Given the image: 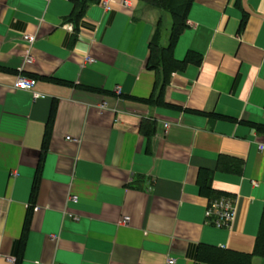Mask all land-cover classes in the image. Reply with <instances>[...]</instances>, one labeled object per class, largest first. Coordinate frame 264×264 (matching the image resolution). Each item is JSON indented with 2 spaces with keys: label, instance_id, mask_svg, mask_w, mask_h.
<instances>
[{
  "label": "crops",
  "instance_id": "crops-1",
  "mask_svg": "<svg viewBox=\"0 0 264 264\" xmlns=\"http://www.w3.org/2000/svg\"><path fill=\"white\" fill-rule=\"evenodd\" d=\"M124 1L76 23L77 0H0V264H221L200 248L255 250L264 0H193L174 55L202 60L168 74L150 40L163 17L167 44L170 15ZM21 74L33 90L14 88ZM216 195L234 200L229 227L206 219Z\"/></svg>",
  "mask_w": 264,
  "mask_h": 264
},
{
  "label": "trees",
  "instance_id": "trees-1",
  "mask_svg": "<svg viewBox=\"0 0 264 264\" xmlns=\"http://www.w3.org/2000/svg\"><path fill=\"white\" fill-rule=\"evenodd\" d=\"M146 5L159 9L171 17V26L168 34V42L163 45V17L159 18L156 30L150 40L151 57L150 63L152 68L162 70V72L170 73L174 69H181L188 65V63L199 64L202 60V55L195 51L190 50L184 59H177L174 55V48L183 31L188 27V15L192 7L193 0H140ZM101 0H77L78 11L74 17L76 23L85 14L86 9L92 3H98ZM168 77H164V82ZM216 195L215 197H218ZM212 249L215 261L221 264H250L253 255H264V216L260 232L258 235L256 247L253 253H237L230 250L215 249L202 246L199 250L198 257L203 258L204 250Z\"/></svg>",
  "mask_w": 264,
  "mask_h": 264
},
{
  "label": "built area",
  "instance_id": "built-area-1",
  "mask_svg": "<svg viewBox=\"0 0 264 264\" xmlns=\"http://www.w3.org/2000/svg\"><path fill=\"white\" fill-rule=\"evenodd\" d=\"M106 8H109L107 2H103ZM124 5L130 6V3L125 0L123 2ZM36 34H27L24 38L31 45L36 40ZM27 62L32 60L31 54L27 55ZM87 61H93V58L88 57ZM37 84V79L33 77H29L26 75H18L14 88L25 89V90H33L35 85ZM36 97H44V95L35 94ZM105 107V106H104ZM74 141H78V139L73 138ZM262 147V146H261ZM263 148V147H262ZM73 200H77V196H72ZM236 216V207L234 200L229 196H218L216 198H212L206 208V219L210 224H213L216 227H229L234 218ZM128 219V218H127ZM175 260L170 259L169 263H173Z\"/></svg>",
  "mask_w": 264,
  "mask_h": 264
}]
</instances>
